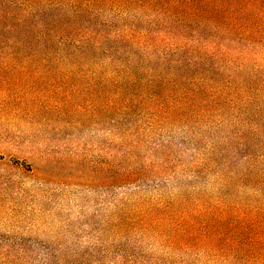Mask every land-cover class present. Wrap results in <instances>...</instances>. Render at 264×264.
Instances as JSON below:
<instances>
[{"label":"rangeland","instance_id":"374dc122","mask_svg":"<svg viewBox=\"0 0 264 264\" xmlns=\"http://www.w3.org/2000/svg\"><path fill=\"white\" fill-rule=\"evenodd\" d=\"M126 57L106 80L0 68V264H246L229 241L264 207V92L201 109L198 69Z\"/></svg>","mask_w":264,"mask_h":264},{"label":"trees","instance_id":"16d2710c","mask_svg":"<svg viewBox=\"0 0 264 264\" xmlns=\"http://www.w3.org/2000/svg\"><path fill=\"white\" fill-rule=\"evenodd\" d=\"M107 13L134 21L119 26ZM146 53L171 56L170 67L198 69V108L249 107L264 92V0H0V68L73 67L106 80L100 60L130 73L124 55ZM79 72L71 78L83 79ZM252 214L229 245L244 263L264 264V207ZM216 234L222 242L224 233Z\"/></svg>","mask_w":264,"mask_h":264}]
</instances>
